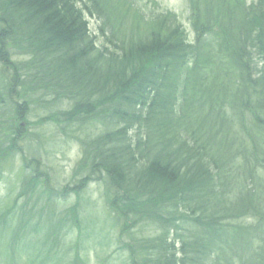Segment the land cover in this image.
<instances>
[{"label":"trees","instance_id":"16d2710c","mask_svg":"<svg viewBox=\"0 0 264 264\" xmlns=\"http://www.w3.org/2000/svg\"><path fill=\"white\" fill-rule=\"evenodd\" d=\"M111 2L0 0V180L22 152L15 139L41 145L31 128L52 126L55 142L82 149L74 178L89 163L100 174L135 264H264V69L252 64L264 59V0L221 8L218 43L194 51L173 15L144 20L126 0L119 10ZM85 11L102 20L107 46ZM258 158L262 171L249 168ZM24 163L20 183L36 184V204L50 201L52 170L37 152ZM29 201L24 213L36 210ZM15 257L28 264L19 245Z\"/></svg>","mask_w":264,"mask_h":264},{"label":"rangeland","instance_id":"374dc122","mask_svg":"<svg viewBox=\"0 0 264 264\" xmlns=\"http://www.w3.org/2000/svg\"><path fill=\"white\" fill-rule=\"evenodd\" d=\"M86 1V0H85ZM129 3L138 10V12L141 14V19L147 20V19H155V16L158 15L162 10L164 12H168L173 14L176 19V23L180 25L179 27L181 28L182 35H184L185 39L191 42L190 44H193V46H203V40L202 38H198L196 34L193 32V27H192V21L193 19L198 18L197 16L195 17L192 8L196 5L198 9V16L200 18H203V15H205L207 8H208V0H194L193 4L189 2V0H128ZM258 2V0H246V5H251L253 3ZM81 5V9H83V3H79ZM116 5L117 7L122 8V0H116ZM113 7H115L113 5ZM197 15V14H196ZM84 18L85 21L87 22L88 29L90 30V33L93 35L95 38L96 43L99 46H105L106 42L103 41V31H101L102 27V20L99 19V17L95 15H87L86 11L84 13ZM129 21H131V16H129ZM233 23V22H232ZM209 25L206 24L201 26V29L203 30V35L200 37L205 36L207 38V32H208ZM218 27L215 28V31H218ZM254 36L255 34L252 33ZM214 37L213 35L208 37V40H211ZM207 40V39H206ZM107 46V45H106ZM195 50L197 48H194ZM68 105V104H67ZM65 105V109L68 107ZM63 106V105H62ZM39 116L41 118L40 123L42 122V117L43 114L36 115L35 112L33 113V116L31 114V121L35 120V117ZM32 123V122H31ZM45 124V122H44ZM33 125V124H32ZM44 129V131H43ZM53 132H55V129L49 128V126L42 125L36 128H31L30 134L31 133H37L40 136L44 137L43 140L45 142H42V144H47L45 146V149L43 150L42 153V158L41 162L48 166L49 168L47 169L48 171L52 169V177L49 178L48 180L52 183L53 180H56L59 185H67L66 189L63 188L65 191H58L56 192V200L54 203L56 204L57 207V212L59 211L60 213H64V209H69V207L73 210L77 204H74L77 202L82 194H84L83 200L86 202L91 203V208L92 210H95V206H98V211L101 216L107 215L109 210L106 209L105 203H104V196H106V188H104V183L100 182L98 178V174L96 171H91L89 175V184L85 183L84 181H81L78 186L76 184H73V180L71 179L74 170L76 166L78 165V162L80 160V153H79V145L75 143L74 139H62L58 143L54 142L52 139ZM26 134L23 133L20 135L17 139V144L20 146L22 143L23 150L25 153H28L31 151L33 146H27V141H26ZM30 144V143H29ZM24 153V152H23ZM30 159L32 157L28 156ZM259 160H253V162L250 163L249 167L254 168L256 171L262 169L263 165V160L258 158ZM15 164L11 165L9 168L6 169L4 177L0 183V206L8 208L2 218H11V212L10 210L16 208L17 206L22 205L23 201L26 199V195L28 193L34 192L36 188V184L33 181H28L27 185L23 186V184L20 183L19 179L22 176L23 173V168L20 164V157L17 156L15 158ZM30 171L36 170L37 174H41L44 172L43 169L36 168L35 165H31ZM51 167V168H50ZM90 168H86L83 173H86ZM262 171V170H261ZM251 172L252 176H255V174L252 172V170H249L248 173ZM82 175V174H81ZM261 176L264 178V174L259 172L258 177ZM39 178V176H38ZM39 183L41 182V179L37 180ZM41 185V184H40ZM239 186V184H237ZM55 191L53 188H51V191L49 192V195L51 197V193ZM24 196V198H20V196ZM80 201V200H79ZM78 201V203H79ZM74 204V206H72ZM41 207H36L35 212H30L25 215V221L31 222L32 217L34 214H36L38 217L37 211ZM18 209V207L16 208ZM36 217L34 222H36ZM90 220H86L85 224H90ZM253 219L246 217L245 224L246 225H253ZM41 229H47V225L45 223H41L39 226ZM36 233V232H35ZM34 233V234H35ZM81 235L77 234L75 235L74 233L70 234H65L64 237V243L68 244L67 248V253H69V256L71 259H74L75 257L79 256L82 254V258L85 259L88 264H97L98 260L93 257L94 251H91L90 249L85 250L82 252L80 250L81 244H82V238L80 237ZM109 251L107 254H104V264H108L110 259H116L118 258V261H123L126 262L128 260L126 252L122 250H116L114 247L108 249ZM7 260V259H6ZM47 262L50 260L49 257H47ZM114 263H118L117 261H114Z\"/></svg>","mask_w":264,"mask_h":264}]
</instances>
